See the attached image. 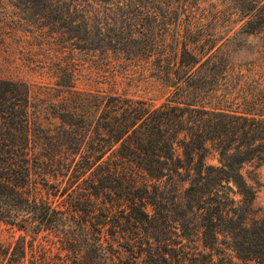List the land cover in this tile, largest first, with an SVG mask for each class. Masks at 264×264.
I'll return each mask as SVG.
<instances>
[{"label":"trees","instance_id":"trees-1","mask_svg":"<svg viewBox=\"0 0 264 264\" xmlns=\"http://www.w3.org/2000/svg\"><path fill=\"white\" fill-rule=\"evenodd\" d=\"M72 1L93 22L79 64L56 68L57 101L0 78V223L33 233L0 240V264H264V44L235 63L217 43L232 18L182 17L193 0ZM229 1L237 31L264 40V0ZM133 60L166 88L159 103L77 85L134 75Z\"/></svg>","mask_w":264,"mask_h":264},{"label":"rangeland","instance_id":"rangeland-1","mask_svg":"<svg viewBox=\"0 0 264 264\" xmlns=\"http://www.w3.org/2000/svg\"><path fill=\"white\" fill-rule=\"evenodd\" d=\"M193 1L195 4H192V10H185L182 17L197 16L201 9L214 12L213 15L224 10L226 17L232 20L224 18L221 21V37L217 43L228 45L234 54L235 63L247 64L258 59L255 51L263 46L264 40L259 35L237 31L240 21H237V13L229 0ZM82 22L91 24L93 20L82 17L72 0H0V78L23 80L28 83L33 95L37 94L44 101H57L59 91L54 85L56 68L65 62L79 64L82 41L78 33ZM88 42L86 40L84 46L90 45ZM83 62L88 68L95 66L89 56L84 57ZM140 64L139 60L128 63V66L134 68L133 72H136L130 76L109 72L101 66V71L107 72L99 73L100 82L89 83L87 75H79L77 85L87 88L101 84L108 89L111 82L116 80L118 91L148 97L159 103L165 96L166 88L147 76L148 71H144ZM206 161L217 163V152L210 149L206 154ZM252 167L253 164H245V174L252 176ZM254 176L257 192L253 206L258 213L264 208V161L256 168ZM32 234L29 229L23 230L16 225L0 223V240H9L19 235L29 238Z\"/></svg>","mask_w":264,"mask_h":264}]
</instances>
